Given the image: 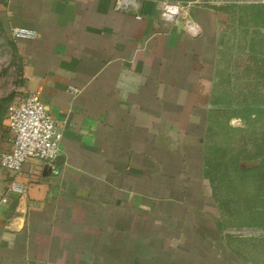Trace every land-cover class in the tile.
Segmentation results:
<instances>
[{
  "label": "crops",
  "instance_id": "crops-1",
  "mask_svg": "<svg viewBox=\"0 0 264 264\" xmlns=\"http://www.w3.org/2000/svg\"><path fill=\"white\" fill-rule=\"evenodd\" d=\"M116 1L2 2L20 90L62 136L58 164L0 166V264H253L224 239L203 137L218 51L236 17L247 21L236 6L256 4L206 0L166 21L164 0Z\"/></svg>",
  "mask_w": 264,
  "mask_h": 264
},
{
  "label": "rangeland",
  "instance_id": "rangeland-1",
  "mask_svg": "<svg viewBox=\"0 0 264 264\" xmlns=\"http://www.w3.org/2000/svg\"><path fill=\"white\" fill-rule=\"evenodd\" d=\"M2 1L3 0H0V13L3 15L4 3H2ZM235 1L239 2L246 0ZM250 2L256 4L253 12L259 11L251 15L248 11L246 12L240 9L244 7L239 8V6H236V9L239 10L238 12L246 14L247 21H244V19L237 20L239 17H236V21H234L231 26L233 30H229V38L218 51L219 57L216 63V81L213 84L211 96L219 92H229V94L232 92L234 100H240L253 89L252 85L256 82V77L259 78L256 76L255 72L261 76L264 74V2L261 6L257 4L260 3L259 0H250ZM232 3L233 2L227 4ZM11 35L14 36L12 32ZM11 41L8 32L0 30V153L7 147L8 143V133L4 128L7 107L15 102L19 96L24 95L20 90V62L18 58L15 57L14 50L11 47ZM228 77L238 86L231 89V85L227 82ZM260 79L264 82V76ZM258 87L260 91H263V83L259 84ZM247 98L248 100L251 99V97ZM211 118L223 124L224 127L215 133H210L205 128L203 137V142H205V144L217 145L221 148L230 146L228 147L230 150L227 155L230 159H232V156L237 157V154L240 156L242 151L245 153V151L255 152L260 150L261 143L264 141V126H262V119L253 123L252 126L247 125L245 127L242 120L238 117H232L227 120V113L224 112H216ZM214 121H212L211 125L216 124ZM207 122H209L208 119L206 120V126L208 124ZM232 127L239 128L240 130H232ZM255 135L258 136V139L252 140ZM263 159L264 151L260 150V158L257 160L240 161L239 165L242 167H249L250 170L248 172L254 177L257 175L262 176L264 171ZM228 163L230 165V162ZM6 175L7 173L0 168V189L4 185ZM224 179L226 185L222 188L223 195L227 193L225 189L229 190V192L232 191L234 197L248 195L253 189L252 184L248 185L247 188H243L241 191L237 190L239 188L230 189L232 175L227 174ZM217 210L220 213V210ZM234 217V215L231 217L228 216L227 219H233ZM229 230L231 233H247L248 231L247 229L238 231L233 229ZM246 251L248 252V249H246Z\"/></svg>",
  "mask_w": 264,
  "mask_h": 264
},
{
  "label": "trees",
  "instance_id": "trees-1",
  "mask_svg": "<svg viewBox=\"0 0 264 264\" xmlns=\"http://www.w3.org/2000/svg\"><path fill=\"white\" fill-rule=\"evenodd\" d=\"M2 2H4V0ZM0 30H5L1 20ZM11 45L15 57H17L20 62L17 48L13 41H11ZM19 68L21 74V62ZM255 74L259 78L256 77V82L252 85L253 89L240 100H234L232 92H230V94L229 92H219L210 96L211 107L208 110L207 119L209 122H207L208 124L206 126L208 132L215 133L224 127L223 124L211 118L216 112L227 113V120L232 117L240 118L245 127L247 125L252 126L253 123L259 119L263 120L262 126H264V89L260 91L258 87L259 84L263 83L264 88V82L260 79L264 74H262V76L258 75L256 72ZM227 82L231 85V89L238 86L235 82L230 80V77H228ZM247 97H251V99L248 100ZM211 119L216 124L211 125ZM231 129H235L236 131L240 130L236 127H232ZM253 139H258V136H253L252 140ZM203 145V175L209 181L212 198L215 200L217 209L220 210L219 224L221 228L223 230L233 229L236 231L242 229L248 230L247 233L226 232L224 234V239L227 245L232 251L251 263L264 264V171L262 176L257 175L254 177L249 174V167H242L239 165L240 161L257 160L260 158V150L264 151V141L261 143L260 150L255 152L245 151V153L242 151L240 156L237 154V157L232 156V159L227 156L230 150L228 147L230 146L221 148L217 145L205 144V142H203ZM262 161H264V159ZM228 162H230V165ZM262 163L264 164V162ZM227 174L232 175L230 189L239 188L237 190L241 191L243 188H247L248 185L252 184L253 189L250 194L234 197L232 191L229 192V190L225 189L227 193L223 195L222 188L226 185L224 178ZM233 215L235 216L233 219H227L228 216L231 217ZM246 249H248V252Z\"/></svg>",
  "mask_w": 264,
  "mask_h": 264
},
{
  "label": "built area",
  "instance_id": "built-area-1",
  "mask_svg": "<svg viewBox=\"0 0 264 264\" xmlns=\"http://www.w3.org/2000/svg\"><path fill=\"white\" fill-rule=\"evenodd\" d=\"M203 3L204 0H164L160 3V15L166 21H173L189 7ZM132 4V0H117L115 8L127 10ZM187 26L191 34H198L197 27L191 21L187 22ZM11 32L15 37L35 34L23 28H14ZM5 129L10 146L0 154V166L12 175L20 173L23 165L31 159L49 163L59 153L61 132L37 93H26L8 105ZM8 190L25 193L27 186L14 183L8 186ZM2 201H6L5 196Z\"/></svg>",
  "mask_w": 264,
  "mask_h": 264
},
{
  "label": "water",
  "instance_id": "water-1",
  "mask_svg": "<svg viewBox=\"0 0 264 264\" xmlns=\"http://www.w3.org/2000/svg\"><path fill=\"white\" fill-rule=\"evenodd\" d=\"M59 158H60V155L58 156L57 155V157L55 158V160H54V163H56V164H58L59 163ZM49 171V170H48ZM47 172L46 171H44V174H46Z\"/></svg>",
  "mask_w": 264,
  "mask_h": 264
}]
</instances>
